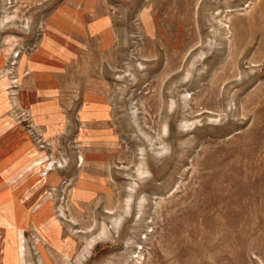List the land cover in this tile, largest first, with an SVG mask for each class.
<instances>
[{"label": "rangeland", "instance_id": "obj_1", "mask_svg": "<svg viewBox=\"0 0 264 264\" xmlns=\"http://www.w3.org/2000/svg\"><path fill=\"white\" fill-rule=\"evenodd\" d=\"M0 264H264V0H0Z\"/></svg>", "mask_w": 264, "mask_h": 264}]
</instances>
